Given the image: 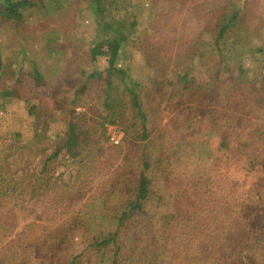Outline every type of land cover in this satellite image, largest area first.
Wrapping results in <instances>:
<instances>
[{
    "label": "trees",
    "instance_id": "obj_1",
    "mask_svg": "<svg viewBox=\"0 0 264 264\" xmlns=\"http://www.w3.org/2000/svg\"><path fill=\"white\" fill-rule=\"evenodd\" d=\"M73 1L0 0V20L8 19L14 27L33 26L29 17L56 4L54 16L40 29L51 28L52 48L69 59L84 56L77 68L80 83L67 89L69 117L63 114L61 95L53 94L56 89L50 97L41 95L47 84L34 64L32 79H21L14 65L3 66L1 55L0 81L7 78L13 86L0 91V100L21 99L23 90L17 87H25L29 98H36L39 107L61 124L60 133L48 131L42 141L57 142L64 129L66 133L79 120L74 109L81 106L94 115L89 119L86 147L68 159L59 151L41 160L43 150L19 146L16 141L21 135L13 136L15 145L8 148L15 153L5 155L3 161L9 157L21 168L13 167L7 177L0 170V241L39 205L53 210L57 206L58 217L71 215L52 233H57L55 245L75 250L69 264H264V185L233 203L219 194L221 181L217 187L204 170L216 172L217 178L219 171H243L257 174L264 182V123L233 112L243 91L264 93V48L256 42L264 37V0L187 1L184 13L195 25L194 39L186 43L176 36L185 29L179 28L174 36L167 28L169 0H154L164 8L158 29L149 20L142 26L140 11L127 8L123 0H79L89 7L84 24L94 28L97 38L90 44L68 46L62 36L76 21L64 6ZM141 27L152 39L144 65L150 70L164 68L168 87L160 103L146 107L135 94L145 87L135 84L139 80H125L130 71L122 68L124 61L133 60L130 40ZM205 38L218 61L199 81L192 61L203 55ZM18 48L12 56L20 65L27 57ZM118 85L133 96L134 107L109 106L98 112L80 103L88 89L102 86L111 91ZM150 109L161 114L165 124L160 129L151 124ZM108 125L124 132L122 147H107ZM137 153H142L140 159ZM24 158L30 159L27 164L34 163L31 170H26ZM111 167L116 173L93 190L92 177L107 174ZM64 172H71L70 183L62 182ZM128 184L136 186V193L131 205L121 208L118 201ZM27 227L40 226L29 223ZM18 256L2 260L25 264Z\"/></svg>",
    "mask_w": 264,
    "mask_h": 264
},
{
    "label": "rangeland",
    "instance_id": "obj_2",
    "mask_svg": "<svg viewBox=\"0 0 264 264\" xmlns=\"http://www.w3.org/2000/svg\"><path fill=\"white\" fill-rule=\"evenodd\" d=\"M187 1L190 2V0H169L166 5L167 8L164 17V20L166 19L168 22L167 28H171L174 36L179 28L185 29L180 35H176L178 38H181L183 42L185 41V43L194 39L192 28L195 25V23L189 21L185 16L184 10L187 6ZM106 2L110 3L111 0H106ZM123 3L129 9L137 8L140 11V14L137 16L139 20L142 21V26L147 20L156 24V29L162 26L164 8L160 6V3L158 4V1L155 4L154 0H123ZM71 4L70 6L66 4L64 6V11L68 15L71 14L72 20L76 21L77 24L72 22L73 27L62 36V42L68 46H70V44L79 46L81 44H90L94 42L97 38L96 31L92 26L84 24V12L88 10L89 7L79 0H75ZM116 6L117 5H114L112 7L115 8ZM55 7L56 4L52 2L46 9H41L36 15L29 17L28 20L35 23L33 26L24 25L21 27H14L8 19L0 20V55L2 57L3 66L8 64L14 65L17 76L21 79H32V64H34L47 84V89H45L44 93L41 95L50 97V91L56 89L53 94L55 96L61 95L62 99L60 98V104L63 114L69 117L70 108L68 105L67 89H71L74 83H80L79 70H77V68L80 60L82 64L84 63V56L81 54L82 59H79V57L69 59L61 50H55L54 47L52 48V41H49L52 34L51 28L49 27L50 29H45L44 31L40 29L39 26L41 23H45L50 17L54 16ZM257 20H261V17ZM70 23L71 21L69 24ZM36 25H38V27ZM120 27L122 28V26H119V28ZM137 33L138 34L130 40L131 47L129 49L130 52L132 51L133 53V60L130 61V63L126 60L122 64V68H124L125 71H130L125 74L124 79L127 80L131 78L130 80L132 81L139 80V83L137 81L135 84H141L145 87L144 90L135 92L136 95L138 94V97H136L142 106H144V104H158L161 102L162 97L168 89L167 73L162 67H156L150 70L144 65L145 59H143V57L144 54L146 55L149 51L152 39L144 32L142 27ZM53 35L55 38H58L57 33ZM232 36L235 37L236 35ZM237 36L239 35L237 34ZM99 38L102 39V36ZM263 39L264 37L261 41H259L260 39L256 41L259 48H264ZM203 40L204 41L201 43L203 55L198 56L192 61L194 74L199 81L200 79L204 80V77L209 75L212 70L216 68V63L218 61L216 54L210 51L208 39L205 38ZM67 41L69 43H67ZM6 42L7 45L5 46ZM16 47L23 50L24 56L27 57L26 62L20 63V65H17V61L12 56V52ZM251 48L250 46L249 51L253 50ZM251 66L252 65H250L249 68H251ZM7 86H13V82L9 81L7 78L2 79L0 81V91ZM17 89L23 90L21 99L11 98L0 100V170L5 177L11 174L13 167L21 168L17 163L12 162L9 157L5 162L3 161L5 155L15 153V150L11 151L10 148H8L10 144H13V146L15 145V140L12 139L15 134L21 135L20 141H16L19 146H29V148H32L35 152L43 150L45 154H39L41 160L59 151L65 154V158L68 159L69 156L79 154L86 147L89 141V119L91 116H94L91 110L89 111L87 108L81 106L78 107V109H74L79 114V120H74L66 133L64 129L57 142L51 139L42 141L40 137L48 131L60 133L62 130L61 124L53 120L46 110L39 107L36 98H29L30 92L25 89V87L21 86L17 87ZM242 93H249L250 96L239 101L240 95L233 107V112L252 120L258 119L259 123H264V121H261L262 119L264 120V114L262 113L264 93H251L249 91H243ZM81 98L82 101H80V103H85L89 109L95 108L98 112H104L109 106H126L129 108L135 106L133 96L127 93L122 85L114 87L111 91H107L102 86L96 90L88 89L82 94ZM160 115L159 113L154 114L151 112V109L149 110V120L151 124H154L153 126H158V129L165 124L161 121ZM83 116H85V118H83ZM110 127L116 128L122 134V141L120 145H118L122 147L124 132L116 125H108L106 128L107 137L108 128ZM136 157L140 159L142 153H137ZM25 160H29L30 162L29 158H24V162ZM24 164L26 165V170H31L35 166L34 163L29 165L30 163L27 164L25 162ZM196 165L198 164L194 162V166ZM204 167L205 166H203L202 169ZM204 170L205 176H209L214 185H217V187L224 185L218 188V192L223 199H227L233 203L244 201L252 195L254 188L261 190V185H264V182L261 181L262 178L257 174H248L243 171H232L229 174H224V172L219 171L221 173L219 178H217L218 174L216 172L209 168H205ZM115 173V169L111 167L107 171V174H96L93 176V190L102 188V186L97 185H103L105 182H108L107 178ZM70 177L71 172H64L62 174V182L70 183ZM219 181H221L220 185L218 184ZM135 193L136 186L128 184L118 201L120 207H129L133 202L132 197ZM241 194L242 196L237 198ZM86 197L87 194L84 195V201L87 199ZM60 211L61 210L57 209V206H55L53 210L52 208H42L41 205H39V208L36 209L31 216H28L23 223L13 228L10 233L7 234L6 238L0 241V263L9 264L8 260L2 259L9 257L11 254H18V257L24 260L22 262H26L25 264H69L71 255L73 253L75 254V250L62 245H55L57 233L52 236L53 231L71 216L58 217L57 215ZM29 223L37 224L40 227L38 229L35 227L29 228L27 227ZM76 246L77 243H75V247ZM13 260L15 261L16 259L13 258Z\"/></svg>",
    "mask_w": 264,
    "mask_h": 264
},
{
    "label": "built area",
    "instance_id": "obj_3",
    "mask_svg": "<svg viewBox=\"0 0 264 264\" xmlns=\"http://www.w3.org/2000/svg\"><path fill=\"white\" fill-rule=\"evenodd\" d=\"M250 96L249 93H242L240 96L239 101L243 100L244 98H248ZM122 141V134L114 127L108 128V142L107 147L113 148L120 145Z\"/></svg>",
    "mask_w": 264,
    "mask_h": 264
}]
</instances>
